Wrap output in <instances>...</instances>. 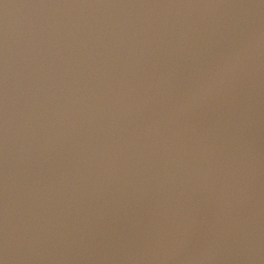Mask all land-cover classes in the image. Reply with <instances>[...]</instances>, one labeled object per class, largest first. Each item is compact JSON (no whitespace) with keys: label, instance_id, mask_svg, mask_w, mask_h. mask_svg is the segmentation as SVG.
<instances>
[{"label":"water","instance_id":"obj_1","mask_svg":"<svg viewBox=\"0 0 264 264\" xmlns=\"http://www.w3.org/2000/svg\"><path fill=\"white\" fill-rule=\"evenodd\" d=\"M0 264H264V0H0Z\"/></svg>","mask_w":264,"mask_h":264}]
</instances>
